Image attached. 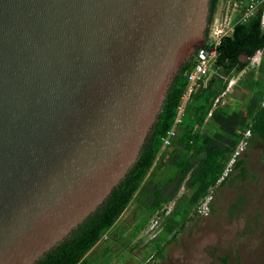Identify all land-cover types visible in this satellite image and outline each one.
<instances>
[{
    "label": "water",
    "instance_id": "95a60500",
    "mask_svg": "<svg viewBox=\"0 0 264 264\" xmlns=\"http://www.w3.org/2000/svg\"><path fill=\"white\" fill-rule=\"evenodd\" d=\"M210 0H0V264H36L137 160Z\"/></svg>",
    "mask_w": 264,
    "mask_h": 264
},
{
    "label": "trees",
    "instance_id": "16d2710c",
    "mask_svg": "<svg viewBox=\"0 0 264 264\" xmlns=\"http://www.w3.org/2000/svg\"><path fill=\"white\" fill-rule=\"evenodd\" d=\"M235 1L238 5L232 14V32L212 46L215 49L212 75L187 97L170 145L163 147L162 137L167 135L177 116L188 86L186 73L192 68L194 57L171 82L157 121L126 175L94 212L36 264H110L113 254L128 246L163 207L164 227L146 246L151 248L148 253L154 251L155 257H161L164 243L175 238L178 230L197 215V206L211 189L222 186L234 170L241 171L237 177L245 175L246 153H243L224 176L241 141L249 147L250 140L255 139L264 147V76L259 74H264L261 21L264 1L246 20L241 17L248 0ZM219 2L210 0L209 23ZM259 51L261 56L256 69L246 71L234 86L244 91L245 100L239 108L240 101L236 104L228 101V83L249 68L251 58ZM224 97L226 101L221 104ZM247 131L248 137L244 135ZM181 189L184 192L181 193ZM170 202L173 207L166 214L164 206ZM131 204L135 209L130 223L125 225L121 220L123 214L132 209ZM221 262L230 264L226 256Z\"/></svg>",
    "mask_w": 264,
    "mask_h": 264
},
{
    "label": "rangeland",
    "instance_id": "374dc122",
    "mask_svg": "<svg viewBox=\"0 0 264 264\" xmlns=\"http://www.w3.org/2000/svg\"><path fill=\"white\" fill-rule=\"evenodd\" d=\"M231 2L232 0H220L217 15L213 16L207 29V42L214 40L212 31L216 24H224L226 16L231 19L232 12L238 5L235 1ZM259 61L260 55L252 57L249 68L228 83V101L233 104L240 101L237 103L239 108H242L245 100L244 92L234 86L242 74L256 69ZM261 73L259 72L264 76ZM211 75L212 71L208 78ZM185 101L183 99V103ZM225 101L226 97L221 98L220 103ZM245 136L248 137L249 134L246 133ZM249 144V147L243 145L239 154L235 155L234 152L224 174L226 176L231 171L237 157H243V153H246L245 175L237 177L241 171L234 170L222 186L211 189L209 198L205 201L207 208L178 230L175 238L164 243L161 257H155L154 251L148 253L151 248L146 246L164 227L163 207L151 218L156 221V227L151 230L149 221L138 237L123 250L113 254L110 264H223L221 258L225 256L230 264H264V147L255 139L250 140ZM180 192H184V189ZM172 207L173 202L165 205L164 212L167 214ZM129 208L132 209L125 212L121 220L125 225L130 223L134 204ZM174 231H177V227Z\"/></svg>",
    "mask_w": 264,
    "mask_h": 264
},
{
    "label": "built area",
    "instance_id": "2783aa9c",
    "mask_svg": "<svg viewBox=\"0 0 264 264\" xmlns=\"http://www.w3.org/2000/svg\"><path fill=\"white\" fill-rule=\"evenodd\" d=\"M234 1L235 0H232V3ZM262 1L264 0H248L247 4L245 5L244 11L242 13L241 19L246 20L250 16H253L258 11V6ZM261 21H262V24L264 25V11L261 14ZM231 32H232L231 19L230 17L226 16V20L224 24L218 23L214 26V29L212 31V37L214 40L211 42H207L204 46L199 47L196 50L195 57H194V64L192 68L186 73L187 79H188V86H187L185 94L182 97V103L178 107L177 116L175 117L174 123L171 129L168 131L167 135L165 137H162L163 147L170 145L171 138L176 133V125L179 122H181V117L183 114V108L185 104L183 103V99H187V97L193 90L198 88L201 83H204L206 79L208 78L209 73L211 72V66L213 64L214 57H215V49L212 46H216L219 43L221 37L229 35ZM208 46L211 47V49H209ZM217 101H218V98L215 100V102ZM246 133L249 134V132L247 131L244 133V135ZM243 145H245L244 140L240 142L239 146L237 147L235 151V155L240 153V151L243 148ZM208 198L209 197H207L206 200H208ZM206 200L203 201V203L200 205L198 209L200 213H202L204 208H207L206 206L207 203H205ZM150 221H151L150 229L152 230L154 227H156V221L155 222L153 220H150Z\"/></svg>",
    "mask_w": 264,
    "mask_h": 264
},
{
    "label": "crops",
    "instance_id": "0c3cea01",
    "mask_svg": "<svg viewBox=\"0 0 264 264\" xmlns=\"http://www.w3.org/2000/svg\"><path fill=\"white\" fill-rule=\"evenodd\" d=\"M218 9H219V6H218ZM233 12H234V11H233ZM233 12H232V14H233ZM214 15H217L216 11H215ZM217 19H218V18L216 17V20H217ZM231 19H232V17H231ZM257 54L261 56V52H260V51L257 52V53L255 54V57H256ZM242 75H243V74H242ZM237 76H238V75H237ZM237 76H236V77H237ZM236 77L232 78L230 82L234 81V79H235ZM230 84H231V83H230ZM242 91H243V89H242ZM243 92H244V91H243ZM142 231H143V230H142ZM140 232H141V231H140ZM138 235H139V234H138ZM138 235H137L136 237H138ZM136 237H135V238H136Z\"/></svg>",
    "mask_w": 264,
    "mask_h": 264
},
{
    "label": "clouds",
    "instance_id": "9594fccd",
    "mask_svg": "<svg viewBox=\"0 0 264 264\" xmlns=\"http://www.w3.org/2000/svg\"><path fill=\"white\" fill-rule=\"evenodd\" d=\"M207 40H208V39H207ZM207 40H206L205 44L207 43ZM205 44H204V45H205ZM197 49H198V48H197ZM195 53H196V52H195ZM194 57H195V56H194ZM239 144H240V143H239ZM235 151H236V150H235ZM232 159H233V158H232ZM230 163H231V162H229V164H228L229 166H230ZM208 196H209V195H208ZM208 196H207V197H208ZM207 197L205 198V200L207 199ZM203 201H204V200H203ZM203 201L200 203V205L203 203ZM200 205H198V206H197V209H196V211H197V214H199V213H200V212L198 211V209H199ZM150 220H151V219H150Z\"/></svg>",
    "mask_w": 264,
    "mask_h": 264
},
{
    "label": "flooded vegetation",
    "instance_id": "af4514ba",
    "mask_svg": "<svg viewBox=\"0 0 264 264\" xmlns=\"http://www.w3.org/2000/svg\"><path fill=\"white\" fill-rule=\"evenodd\" d=\"M209 25H210V23H209ZM207 39H208V33H207ZM207 39H206V40H207Z\"/></svg>",
    "mask_w": 264,
    "mask_h": 264
}]
</instances>
